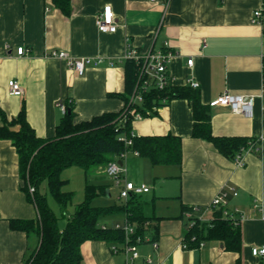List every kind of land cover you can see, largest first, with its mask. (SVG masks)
I'll return each mask as SVG.
<instances>
[{"label": "crops", "instance_id": "1", "mask_svg": "<svg viewBox=\"0 0 264 264\" xmlns=\"http://www.w3.org/2000/svg\"><path fill=\"white\" fill-rule=\"evenodd\" d=\"M106 6L112 7L114 32H101L96 24ZM260 6L261 0H72L66 16L51 0H0V111L10 122L24 106L29 123L45 139L56 135L63 117L60 101H73L78 122L118 113L125 107L121 96L128 49L146 53L168 42L175 53L168 66L173 85L194 79L206 105L224 93L254 98L251 116L212 108L213 134L256 140L264 136V28L252 23ZM22 46L28 54L19 56ZM52 50L74 58H103L104 63L88 66L80 76L64 60L49 57ZM189 59L194 60L191 67ZM11 80L21 84L22 97L10 95ZM4 123L0 114V126ZM193 123L185 99L133 121L134 136L180 137L183 162L154 166L133 153L118 160L135 184H154L141 197L145 214L156 219L137 246V258L125 247L113 251L105 241H88L80 264H264V257L252 254L264 246V155L243 151V165L238 166L213 144L194 138ZM103 169L91 175L106 177ZM109 179L113 184L105 179L100 184L107 187L108 198L115 185ZM23 184L16 148L0 140V264H24L38 245L35 235L10 228L11 220L37 218ZM227 187L238 191L229 209L243 214L241 251H226L219 241L185 248L188 208L199 207L195 216L211 219L209 206Z\"/></svg>", "mask_w": 264, "mask_h": 264}, {"label": "trees", "instance_id": "2", "mask_svg": "<svg viewBox=\"0 0 264 264\" xmlns=\"http://www.w3.org/2000/svg\"><path fill=\"white\" fill-rule=\"evenodd\" d=\"M51 1L64 15L70 16L72 0ZM126 64V91L121 96L125 107L118 113H103L78 122L73 101L68 103L67 100L68 111L63 115L53 138L45 139L36 134L24 106L10 122L0 111L5 120L0 126V140L11 141L16 148L24 183L22 192L37 210L35 219L10 221L12 230L33 234L38 239L37 247L24 264H80L83 259L82 245L88 241H105L111 244L113 250L116 246H138L146 240L149 222L156 218L145 214L141 195L133 194L122 206L94 207L93 200L101 194L107 195V187L87 182L85 201L69 212L74 193L64 191L68 181L61 178L64 170L74 166L83 169L87 176L91 175L98 168L120 160L121 154L126 151H137L139 156L148 159L154 166H180L183 162L182 139L172 134L132 136V123L136 118L129 113L131 108H135L141 117H147L155 115L157 109L169 105L173 100L185 99L193 113L194 138L213 144L222 155L231 159L243 148L255 144V139L215 136L212 131V107L203 103L199 88L172 83L164 90L151 87L148 92H143L141 104H130L139 80V66L133 60H127ZM126 139L132 140V146H127ZM44 182H47L50 194L67 218V225L62 230L47 195L41 192ZM211 211L209 220L197 217L195 213L194 217L188 218L183 241L185 247L190 249L207 241H219L226 251H241V220L227 217L224 208ZM109 214L124 215L125 221L133 226L134 233L126 235L124 228L101 225V217Z\"/></svg>", "mask_w": 264, "mask_h": 264}, {"label": "built area", "instance_id": "3", "mask_svg": "<svg viewBox=\"0 0 264 264\" xmlns=\"http://www.w3.org/2000/svg\"><path fill=\"white\" fill-rule=\"evenodd\" d=\"M155 1V0H152ZM252 23L264 28V0H261V6L253 12ZM97 27L101 32H114L116 30V24L114 21V14L111 6H106L101 13L98 14L96 20ZM19 56L28 54V49L25 47H19L17 50ZM175 53L172 51L168 42H165L163 47L159 49H151L146 53H140L133 48H129L125 56L126 60H133L139 66V80L134 94L131 97L130 104H141L143 102V92H148L151 87L164 90L171 84V77L169 75L168 66L173 59ZM49 57L64 60L69 68L73 69L78 75L83 76L88 66L101 65L104 63L103 58H74L65 51L52 50L48 54ZM194 64L193 59L188 60V65L191 67ZM186 85L191 86L194 89L199 88V84L194 79H189ZM9 93L12 96L22 97L24 90L21 84L17 80H11L9 82ZM263 93H264V79H263ZM71 100H68V103ZM68 103L66 101H60L58 107L61 113L65 115L68 111ZM209 105L214 107L230 108L233 112L245 114L251 116L253 113L254 98L250 96H235L229 93H224L218 98L212 100ZM127 113V112H126ZM130 114L135 118H142L135 108H131ZM124 115H126L124 113ZM127 116V115H126ZM132 136L134 134L132 133ZM127 146H132L131 139H126ZM243 151L257 152L260 155H264V136L256 139L255 144H250L249 148H243L239 152L234 160L238 166L243 165ZM133 153L139 156L137 151H126L120 156V160L123 161L127 158V155ZM106 174L114 181L115 185L120 190V199L128 200L133 194L143 195L150 191V188L145 185H137L134 182H130L127 179V169L123 164H119L118 161L111 162L106 167ZM231 196H238V191L235 187H227L223 189L211 202L209 209L224 208V214L229 218L243 219V214L239 210H230L229 202ZM199 207H192L186 215L188 218L194 217V213L199 212ZM203 219V218H202ZM117 228H124L126 235L133 234L134 228L130 223L126 221L124 224L116 225ZM141 241V239H138ZM154 248L158 247V244L154 242ZM185 247V245H184ZM186 248V247H185ZM128 251L132 252V258L138 257L137 246L129 245L126 247ZM114 251L117 249L114 247ZM252 254L255 257H264V246L261 248H254ZM151 262V260H150Z\"/></svg>", "mask_w": 264, "mask_h": 264}, {"label": "rangeland", "instance_id": "4", "mask_svg": "<svg viewBox=\"0 0 264 264\" xmlns=\"http://www.w3.org/2000/svg\"><path fill=\"white\" fill-rule=\"evenodd\" d=\"M104 168V169H103ZM104 171H106V167H102ZM128 171V170H127ZM129 176V173H128ZM127 176V177H128ZM61 178L68 181L67 186L65 187L64 191L67 192H73L74 193V200L73 204L69 207V212H73L75 208L80 205L82 202L85 201V190H86V183L94 184V185H100L103 183L104 179L110 181V177H104L102 175H86L85 171L79 167H71L66 170H64L61 173ZM133 178L128 180L130 182H134L132 180ZM112 180V179H111ZM110 183L113 184V182L110 181ZM140 185H145L149 188L154 189V184H146L144 182L140 183ZM150 185V186H149ZM109 191L111 193V196L108 198L106 195H100L99 197L95 198L92 202V206L94 207H110V206H122L127 202V200L120 199V190L115 185H111L109 187ZM41 192L46 194L48 197V203L51 207V209L56 213V216L58 218V225L59 228L62 230L67 225V218H65L62 214V211L58 204L56 203L54 197L49 192V187L47 182H44L41 185ZM151 196V195H150ZM149 197V196H148ZM125 222L124 215L121 214H109V215H103L100 220V224L103 226L111 227L113 225L117 224H123Z\"/></svg>", "mask_w": 264, "mask_h": 264}, {"label": "water", "instance_id": "5", "mask_svg": "<svg viewBox=\"0 0 264 264\" xmlns=\"http://www.w3.org/2000/svg\"><path fill=\"white\" fill-rule=\"evenodd\" d=\"M119 164L121 165V163L119 162Z\"/></svg>", "mask_w": 264, "mask_h": 264}]
</instances>
